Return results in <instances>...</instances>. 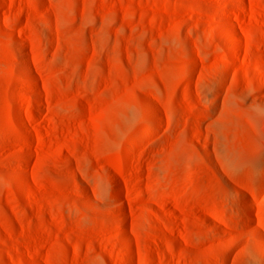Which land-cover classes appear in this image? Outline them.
I'll use <instances>...</instances> for the list:
<instances>
[{"label":"rangeland","instance_id":"1","mask_svg":"<svg viewBox=\"0 0 264 264\" xmlns=\"http://www.w3.org/2000/svg\"><path fill=\"white\" fill-rule=\"evenodd\" d=\"M181 261L264 264V0H0V264Z\"/></svg>","mask_w":264,"mask_h":264},{"label":"bare ground","instance_id":"2","mask_svg":"<svg viewBox=\"0 0 264 264\" xmlns=\"http://www.w3.org/2000/svg\"><path fill=\"white\" fill-rule=\"evenodd\" d=\"M243 7L245 8V9H251L249 6H246V5H243ZM235 22H237V20H234ZM238 185V184H237ZM240 186V185H239ZM121 198V197H120ZM120 198H119V200H120ZM211 229H212V231L214 232L215 230H214V228L211 226ZM152 262V261H151ZM151 262H149V263H151ZM181 264H186L185 262H183V261H181L180 262Z\"/></svg>","mask_w":264,"mask_h":264}]
</instances>
